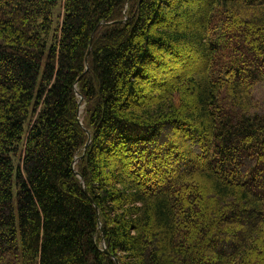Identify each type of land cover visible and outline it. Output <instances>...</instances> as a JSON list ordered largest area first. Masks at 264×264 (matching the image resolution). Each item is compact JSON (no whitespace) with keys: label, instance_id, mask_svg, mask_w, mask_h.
Masks as SVG:
<instances>
[{"label":"trees","instance_id":"1","mask_svg":"<svg viewBox=\"0 0 264 264\" xmlns=\"http://www.w3.org/2000/svg\"><path fill=\"white\" fill-rule=\"evenodd\" d=\"M58 4L0 0V264H264V0Z\"/></svg>","mask_w":264,"mask_h":264},{"label":"water","instance_id":"2","mask_svg":"<svg viewBox=\"0 0 264 264\" xmlns=\"http://www.w3.org/2000/svg\"><path fill=\"white\" fill-rule=\"evenodd\" d=\"M81 99H83V98H81ZM79 110H80V111H79V123H80L81 126H83L82 119H81V117H80V116H81V103H79ZM88 135H89V134H88ZM89 138H90V135H89ZM89 141H90V140H89ZM89 144H90V142H89V143L87 144V146L85 147V151H86L87 148L89 147ZM75 165H76V164H74V167H75ZM75 173H76V175L82 180V184H84V181H83V179L80 177V175L78 174V172L76 171ZM99 227H100V229L102 228V226H101V222H100ZM103 250H104L105 253H107V250H106V247H105V246H104V249H103Z\"/></svg>","mask_w":264,"mask_h":264},{"label":"rangeland","instance_id":"3","mask_svg":"<svg viewBox=\"0 0 264 264\" xmlns=\"http://www.w3.org/2000/svg\"><path fill=\"white\" fill-rule=\"evenodd\" d=\"M58 1V6H57V12H59L60 11V9H61V5H62V3H63V0H57Z\"/></svg>","mask_w":264,"mask_h":264}]
</instances>
